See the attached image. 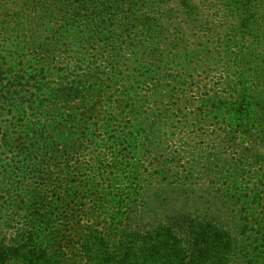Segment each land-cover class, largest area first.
<instances>
[{
  "label": "trees",
  "instance_id": "trees-1",
  "mask_svg": "<svg viewBox=\"0 0 264 264\" xmlns=\"http://www.w3.org/2000/svg\"><path fill=\"white\" fill-rule=\"evenodd\" d=\"M18 1L19 10L56 22L47 30L49 43L33 48V68L16 66L11 72L9 61L6 74L0 75V157L6 159H0V191L6 195L0 202V217L15 227L0 233V264H264L261 224L247 228V218L239 214V223L228 227L204 211L171 207L158 212L152 205L155 200L146 201L149 189L131 159L152 153L155 129L164 115L155 113L161 104L135 92L149 85L153 75L133 72L139 61L143 66L153 65L146 63L152 60L145 56L146 50L133 61L118 56L125 42L130 48L138 45L139 51L143 47L139 41L157 34L155 28L162 31L171 26L184 35L175 53L185 60L216 44V56L229 69L239 59L244 68L251 64L261 68L264 77V0ZM191 38H195L192 51L184 53ZM68 47L71 79L65 67L52 66L54 55L69 52ZM198 62L189 65L199 68ZM81 66L84 74L76 72ZM163 67L155 75L174 84L176 89L171 91L188 94L180 90L186 83L178 81L183 79L178 72L185 69L167 58ZM122 81H128V88L122 89ZM224 81L220 84L225 88ZM238 82L233 87L242 89L236 91L233 113L247 137L253 117L248 96ZM187 85L191 90L192 83ZM89 94L108 114L126 107L141 111L146 106L136 124L142 128L133 135L120 124L99 125L107 121L104 116L90 121L93 116L88 111H79ZM214 98L194 96L206 115L208 110L213 114L209 102ZM148 102L151 107L145 111ZM57 106L72 111L55 113ZM173 108L180 110V102ZM46 109L48 116L55 114L53 122L47 120ZM47 125L55 130L53 134L43 135ZM260 141L264 146V135ZM63 142H69V154L57 155ZM86 145L93 147L92 153H86Z\"/></svg>",
  "mask_w": 264,
  "mask_h": 264
},
{
  "label": "rangeland",
  "instance_id": "rangeland-1",
  "mask_svg": "<svg viewBox=\"0 0 264 264\" xmlns=\"http://www.w3.org/2000/svg\"><path fill=\"white\" fill-rule=\"evenodd\" d=\"M17 5H19L18 0H0V75L6 74L4 70L9 61L11 72L16 66L33 68V48L49 43L47 30L56 22L55 19L49 22L45 21L38 13H25L19 10ZM167 29L168 27L160 31L161 27L155 28V30H159L157 34H152V38L149 36V39H144V42L139 41L140 44H143L139 51L138 45L130 48L126 46L125 42L118 54V56L130 58V61H133L136 58L139 59L138 56L142 50H146L145 56L152 60L145 62L153 65L143 66V62L139 61L137 72L135 70L133 72L137 75L148 73H153V75L149 85L141 86V91L138 89L135 92L139 93L138 97L142 96V99L145 96V98L161 104L155 109V113L159 116L164 115L161 117L162 124L155 129L154 144L151 146L152 153L146 157L135 156L131 159L132 166H138V171L140 170L142 173L143 181L149 189L145 191L144 198L146 201H153V203L155 200L156 204L152 205L158 212L168 211L171 207L189 212L196 210V213L204 211L215 217L218 223L226 222L228 227L239 220L238 215L240 214L242 219L247 218L245 224L247 228L256 227V223L264 227V146L260 141L264 135V77H262V69L255 67L254 64L244 68L239 65V59L234 64L231 63L233 67L229 69L227 64L216 56L219 52L216 44L211 49L205 48L203 54H199L195 58L190 55L185 60L175 53L178 52L177 47L182 34L173 31L171 26L170 30ZM182 36L184 37V35ZM77 39L75 38V40ZM193 39L195 38L188 40L189 50L182 49L184 53L192 51L190 45ZM136 40L138 41V39ZM67 50L69 52H58L54 55L55 63L52 66L65 67V70L68 71L66 74L71 79L72 75L69 74L71 73L69 71L72 69L70 63L72 52L70 47ZM169 51L180 57L170 56ZM160 58L163 62L159 63ZM166 58L173 61L178 67L182 66L185 69L184 73L178 72L183 76V79L179 77L178 81L186 83L181 86L180 90L185 89L184 92L187 91L188 94L171 91L172 87L173 90L176 89L174 84L168 83L160 74L155 75V73L162 72L159 70L164 68ZM190 61H199L200 67L192 68V64L189 65ZM137 62L132 64V67H135ZM165 71L167 72V70ZM76 72L84 74L85 70L81 66ZM160 77H162L161 81L158 80ZM3 78L4 76H2ZM50 79L53 81L52 78ZM223 79L227 83L225 88L223 84H220ZM238 81L242 83L241 86L248 96L249 113L253 117L251 120L252 129L248 131L251 134L247 137L240 131L239 122L235 120V113H233L236 91L242 89L240 85L233 87V84ZM122 83L124 82L122 81ZM190 83H192V91L189 90L190 85H187ZM128 85V81L125 82L122 89H124L123 87L128 88ZM117 86L122 91L120 85ZM111 89L115 90L116 86H112ZM233 89H235V93H233ZM197 93L205 95V99L208 96H215V101L209 102L210 107H214L213 114H210L208 110L206 115L204 110L199 109V104L194 100ZM94 100L95 98L89 94L83 99L82 107L79 109L80 112L88 111L86 113L93 116L89 118L90 121L104 116L107 121H99V125L112 127L120 124L124 126V132L133 135H136L135 131L142 128L137 127L136 124L139 121L138 114H141L143 107L146 106H143L141 111H130L126 107L108 114L104 110L105 107L103 106V109L102 106L95 104ZM184 101L185 106L183 105ZM178 102L182 109L175 112L173 104ZM149 105L148 102L145 111L151 107ZM11 106L13 107V105ZM45 111H47V120L50 119L53 122L55 114L52 113L48 116V109ZM70 111L72 109L69 107L61 109L57 106L53 112L68 113ZM75 118H77V112ZM52 122V126H55V123ZM234 124L237 127H234ZM43 130V135H51L55 132L49 125ZM97 132L101 137L103 131L100 129ZM66 140H68L67 137ZM70 142L73 143V140ZM68 143L63 142L60 145L57 155L62 152L69 154ZM75 146L76 144H73V147ZM84 146L83 143L78 150L81 151ZM131 146L135 148L133 142ZM86 147L88 149L86 153H92L93 147L91 145H86ZM133 151L135 154L137 153L135 149ZM0 159L6 160L3 155ZM130 166L131 164L127 165V171L130 170ZM5 196V193L0 191V202ZM2 219L3 216L0 217V233L11 232V228L15 229L14 223L9 222L8 224ZM240 224L244 223L240 222ZM7 264L21 263L12 261Z\"/></svg>",
  "mask_w": 264,
  "mask_h": 264
}]
</instances>
